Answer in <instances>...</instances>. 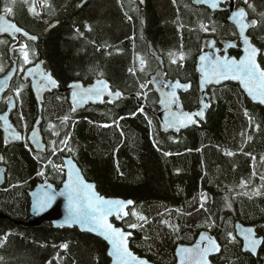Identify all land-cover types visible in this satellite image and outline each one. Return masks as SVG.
Wrapping results in <instances>:
<instances>
[{
  "label": "trees",
  "instance_id": "1",
  "mask_svg": "<svg viewBox=\"0 0 264 264\" xmlns=\"http://www.w3.org/2000/svg\"><path fill=\"white\" fill-rule=\"evenodd\" d=\"M81 2L0 0V13L11 8L7 16L38 37L37 44H26L30 62L25 67L41 54L62 88L70 81L88 85L104 78L113 91L132 96L75 110L66 95H46L41 112L45 154L31 152L25 142L5 147L0 133L6 167L0 213L9 218L0 219V264H55L57 254L65 264H109L104 242L87 233L47 223L35 228L12 223L26 220L27 192L42 178L60 186L63 174L54 165L63 156L74 159L101 195L133 201L118 225L132 233L130 249L137 255L173 264L176 245L192 244L209 230L221 246L212 262L264 264V108L252 104L236 84L226 83L209 89L204 122L165 134L157 122L155 93L142 92L158 68L148 51L151 45L167 79L190 83L181 102L184 109H195V64L202 40L237 38L227 13L200 10L190 0H86L79 7ZM236 3L257 22L249 36L264 67V0ZM52 22L56 26L44 34ZM7 49L3 39L0 76L9 69ZM10 89L5 97L19 92L12 123L25 133L37 117L36 103L28 84L14 79ZM235 221L254 227L262 237L256 257L241 252Z\"/></svg>",
  "mask_w": 264,
  "mask_h": 264
},
{
  "label": "water",
  "instance_id": "2",
  "mask_svg": "<svg viewBox=\"0 0 264 264\" xmlns=\"http://www.w3.org/2000/svg\"><path fill=\"white\" fill-rule=\"evenodd\" d=\"M86 0H83L85 2ZM212 2L216 3V7L212 8L210 4ZM227 2V5L225 6V10L227 11V20L228 22L234 27L237 39L235 40H220L217 44L216 41L213 38H204L201 42V49L202 52L199 54L196 60L195 64V71L198 75V91H199V97H198V105L193 110H186L183 108L181 103L180 95L186 93L190 90L191 85L190 83H184L179 80H170L165 77V72L163 69V63L161 58L156 54V51L154 48L149 45V53L151 56L154 57L156 62L158 63V69L155 71V73L150 77L149 81L151 83V86L154 90V93L157 98V122L158 126L160 128V131L162 133H173V134H179L181 131H184L190 127L199 126L200 123L205 121L207 111L210 108V95H209V89L211 87H217L226 83H234L236 84L241 92L244 94V96L255 105H259L262 108H264V104L259 103L258 101H254L244 90V88L240 85L239 81L235 80H224L220 79L219 82H217L215 79H206L205 74L210 70L211 62L214 61L217 58H233V59H240L244 56V47L246 46L243 43V38L240 36L239 33V27L236 20L240 19L236 16V13L239 10H244L245 17L244 22L249 23L252 21H255L254 25H250L246 28L244 35L249 39V42L251 46L257 48L255 44L251 41V38L248 34V32L255 27L256 20L248 18L247 11L244 6L239 5L236 6V0H207V2H201V0H193L192 4L195 6H203L208 8L212 12H217L222 8V4H225ZM0 16H3L5 20H7L9 23L14 24L16 27H18L13 21L9 20L5 14H1ZM56 26V22H52L45 30L44 33L48 32L50 29ZM20 32L16 33H9V32H3L0 33L1 35H7L8 37L14 39H20L21 37L26 41H31L33 43H37L38 38L34 35L29 34L22 28ZM30 37H35V39H30ZM21 44L18 43V45L12 46L10 48V54L13 58V66L11 69L2 77H0V100L2 95L6 92V90L9 87L10 81L15 75L16 72V58L12 56V51L14 48L19 47ZM258 49V48H257ZM239 51L240 54L236 56L230 55L231 51ZM259 50V49H258ZM259 54L260 51L257 54L256 60L257 63H259ZM205 56L207 57L206 60H201L200 57ZM44 60L39 55L38 60L36 63L30 67H27L22 74V80L24 82H29V88L31 91L32 96L34 97L37 109H38V116L33 123L31 129L27 132L25 136V140L28 143L29 147L32 149L35 153H44L46 151L45 144L43 142V137L40 130V124H41V109H42V103L44 100V95L47 92H50L51 90L58 88V81L52 76L50 71H46L44 66ZM40 73H44L47 76H50L53 80L56 81V85L53 87L51 85H47V81L44 79H41ZM98 81H103L104 84L107 85L106 88L103 87V85L98 84ZM179 83L181 87H176L175 85ZM167 84L169 87H164V85ZM47 85V86H46ZM75 85H79V88H76ZM184 85H187L188 87H183ZM89 88H96L101 89V94L99 96L92 94V95H80V93L85 92ZM59 92L65 93L68 92V102L71 104L74 109L76 110H82L85 107L89 105H102L105 100L110 101L112 103L119 101V99H128L129 95H124L120 91H112L110 88V83L105 80L104 78H99L94 80L89 85H83L80 81H74L69 83L65 89H59ZM77 93V96L73 97V93ZM119 93V96H116L115 94ZM174 93V97L173 94ZM133 97L137 98L136 95ZM174 100V102H173ZM14 99L11 98L8 102L7 109L4 113L0 114V131L3 135L4 144L6 146L18 144L21 143L23 140V136L21 133H19L16 128L12 125L9 119L10 112L14 109ZM203 111V116L197 115L198 112ZM190 114L192 119L191 121L188 120H182L181 122H177L175 125L171 124L170 121L173 119L174 116L182 117L183 114ZM33 132L36 133L35 139L32 138ZM18 137V138H17ZM0 163H2V155L0 154ZM62 164L64 167V175H63V181L59 187H56L50 182H43L38 183L36 186H34L30 191H28V200H29V206H28V215L24 222L21 221H12L14 225H21L24 227H39L44 223H47L51 225L54 229H77L81 233H87L93 237H96L104 242L106 245V256L109 260V264H113V257L109 255V251L111 248V245L109 242L104 238L103 235L97 232H93L88 230L87 225H85L83 228L79 224H68L67 218H68V201L66 196H61L59 193L64 191V184L67 182L68 179V173L71 171L74 174V177L76 174L79 175V177L87 184L93 185V191L99 195L100 197H103L105 199H111V200H121V201H131L130 199H122V198H111L101 195L95 187V184L93 182L88 181L84 175L82 174L80 168L78 167L77 163L74 161V159L71 156H65L62 158ZM5 185V167L3 165H0V189ZM49 192L50 194H55L56 198L52 201L50 206L46 207L43 211H37L34 209L33 205L36 202L37 198L43 193V192ZM131 204H127L124 207V212H126V215H122L120 219H117L116 215L113 214L112 216L108 217V222L113 225V227L118 228L122 230L124 233L127 234V246L129 251L137 258L138 261L142 262V264H156L148 259L141 257L134 253L130 249V239L132 238V233L129 231H125L122 229L120 224L123 220H125L128 217V210L133 207L134 203L131 201ZM0 219H6L8 220L5 215L0 213ZM115 221V223L113 221ZM234 235L235 237L240 241V250L243 254H249L252 257H256L259 248L262 245L263 239L262 237L258 236L254 227L242 224L238 221L234 222ZM248 229L253 230V236L254 238H257L261 240V244L258 245L255 249V251L252 250H245V234ZM205 237H211L216 244L219 246V251H213L209 253L206 257L208 264H217L212 262V258L216 257L221 252V246L217 239L212 235L210 232L202 231L200 232L194 242L192 244H178L174 249V263L173 264H179L180 262V256L177 254L178 249L180 248H193L198 243L200 244L201 248H203L207 244V240L201 241V236ZM57 264H64L63 259L61 256H58L56 259Z\"/></svg>",
  "mask_w": 264,
  "mask_h": 264
},
{
  "label": "snow or ice",
  "instance_id": "3",
  "mask_svg": "<svg viewBox=\"0 0 264 264\" xmlns=\"http://www.w3.org/2000/svg\"><path fill=\"white\" fill-rule=\"evenodd\" d=\"M201 2H207V0H201ZM212 8L216 7V3L210 4ZM33 11V9H29ZM6 13L11 12V8H5ZM244 10H239L236 16L240 19L236 20L239 27L240 36L243 38V43L246 45L243 49L244 56L240 59L233 58H217L211 62L210 70L205 74L206 79H215L219 82L220 79L224 80H235L239 81L240 85L244 88L247 94L254 100L261 104H264V67L257 63L256 57L259 50L251 46L249 39L244 35L245 30L250 25H254L255 21L245 23ZM21 29L16 27L14 24L9 23L3 16H0V33L9 32L16 33L20 32ZM35 39V37H30ZM2 42V41H0ZM24 61L29 63L28 53L24 52ZM200 59L206 60L207 57L201 56ZM23 71V69H21ZM41 79L47 81V85L55 86L56 81L50 76L44 73H40ZM98 84L107 87L103 81H98ZM46 85V86H47ZM181 87L179 83L175 85ZM79 88V85H75ZM164 87H169L165 84ZM183 87H188L184 85ZM99 96L101 89L89 88L80 95H92ZM19 95V92H17ZM119 96V93L115 94ZM174 97V93L172 94ZM77 96V93H73V97ZM174 102V100H173ZM197 115L203 116V111L197 113ZM192 117L190 114H183L182 117L174 116L170 121L171 124L175 125L177 122L182 120L191 121ZM36 133L33 132L32 138L35 139ZM18 138V137H17ZM63 143V142H62ZM55 151V149H54ZM230 154V153H229ZM93 185L85 183L78 174L75 175L73 172L68 173L67 182L64 184V191L59 193L61 196H66L68 201V224H79L83 228L87 225L88 230L97 232L104 236V238L111 245L109 255L113 257V264H142L137 258L129 251L127 246V234L122 230L113 227L108 222V217L113 214L116 215L117 219H120L122 215H126L124 207L127 204H131V201L111 200L100 197L93 191ZM55 194L49 192H43L34 203L33 207L37 211H43L46 207L50 206L53 200H55ZM135 215V213H133ZM143 219V217H141ZM136 225H130L135 227ZM231 236V234H229ZM245 250L255 251L256 247L261 244V240L254 238L253 230L248 229L245 234ZM207 240V244L201 248L198 243L193 248H180L177 254L180 256L179 264H208L206 259L207 255L213 251H219V246L211 237L201 236V241ZM66 247V245L64 246Z\"/></svg>",
  "mask_w": 264,
  "mask_h": 264
},
{
  "label": "flooded vegetation",
  "instance_id": "4",
  "mask_svg": "<svg viewBox=\"0 0 264 264\" xmlns=\"http://www.w3.org/2000/svg\"><path fill=\"white\" fill-rule=\"evenodd\" d=\"M134 1H136V0H134ZM192 1L193 0H190V4L192 5V6H194V7H196V8H199L200 10L201 9H206V10H208V11H210L208 8H206V7H203V6H195V5H193L192 4ZM83 3H85V2H83ZM82 2H81V4L79 5V7L83 4ZM227 5V2L225 3V4H222L221 6H222V8L223 9H221V10H219V11H217V12H226L227 13V11L225 10V6ZM236 6H239V5H237V3H236ZM243 6V5H242ZM210 12H212V11H210ZM216 12V11H215ZM227 16H228V14H227ZM46 29V28H45ZM44 29V30H45ZM253 29V28H252ZM44 30H43V33H44ZM27 32V31H26ZM29 33V32H28ZM30 34V33H29ZM44 34H46V33H44ZM3 39H5V40H7V45H8V49H7V51H8V64H9V69L5 72V74L11 69V67L13 66V61H12V57H11V54H10V48L12 47V46H15V45H18V43H20L21 45L18 47V48H14L13 49V51H12V56L13 57H15L16 58V72H15V75H14V77L12 78V80L10 81V84H9V87H8V89L6 90V92L2 95V97H1V100H0V108L1 109H3V110H0V114H2V113H4L5 111H6V109H7V106H8V102L10 101V99L11 98H13L14 99V109L10 112V115H9V119H10V122L12 123V120H11V116H12V114L15 112V111H17V109H18V104H17V101H16V98H17V92L15 91V90H13L12 91V93H13V95H10V96H6L5 97V95L6 94H9V92H10V86H11V83H12V81L14 80V79H18V81H21L22 83H24V84H28V88H29V82H24L23 80H22V74H23V71L25 70V65H27L26 63H24L22 60L20 61V59H21V57L20 56H23V54L22 55H16L17 54V50H20V49H23V48H27V43H28V41H26V40H24L22 37L20 38V39H17V38H14V39H12V38H10V37H8L7 35H1L0 36V41H2ZM21 62H23V64L21 63ZM25 67V68H24ZM45 68V67H44ZM21 69H23V71H21ZM45 70L46 71H50V70H47L46 68H45ZM51 72V71H50ZM51 74H52V72H51ZM52 76L56 79V77L52 74ZM57 80V79H56ZM58 81V80H57ZM58 83H59V81H58ZM68 84V83H67ZM67 84L65 85V87H61L60 86V83L58 84V88L57 89H54V90H51L50 92H47L45 95H44V99H45V96L46 95H49V94H52L53 92H55V93H58V94H61V95H66L67 96V93L68 92H65V93H62V92H59L58 90L59 89H65L66 88V86H67ZM29 90H30V88H29ZM30 93H31V91H30ZM32 95V94H31ZM33 97V96H32ZM33 99H34V97H33ZM34 101H35V99H34ZM43 102H44V100H43ZM35 103H36V101H35ZM43 104V103H42ZM36 107H37V104H36ZM18 124H19V122H17V126H18ZM12 125L14 126V124L12 123ZM15 127V126H14ZM16 128V127H15ZM31 128V127H30ZM16 130H17V128H16ZM30 130V129H29ZM28 130V131H29ZM18 131V130H17ZM27 131V132H28ZM20 132V131H19ZM27 132H20L21 134H23V136H25V134L27 133ZM0 133H1V131H0ZM1 135H2V133H1ZM2 141H3V144H4V140H3V135H2ZM23 142H25V141H23ZM23 142H21V143H23ZM20 143V144H21ZM4 146L5 147H7L5 144H4ZM10 146V145H9ZM29 150L31 151V149L29 148ZM32 152V151H31ZM1 154V153H0ZM2 155V154H1ZM0 165H3L4 166V164H3V157H2V163H0ZM5 167V166H4ZM5 172H6V167H5ZM5 184H6V180H5ZM4 187H5V185L0 189V191H2L3 189H4ZM28 193V192H27ZM28 196V195H27ZM29 201V200H28ZM29 206V205H28ZM58 255H60V254H57L56 255V257H55V264H57V262H56V258L58 257Z\"/></svg>",
  "mask_w": 264,
  "mask_h": 264
},
{
  "label": "rangeland",
  "instance_id": "5",
  "mask_svg": "<svg viewBox=\"0 0 264 264\" xmlns=\"http://www.w3.org/2000/svg\"><path fill=\"white\" fill-rule=\"evenodd\" d=\"M24 52H25V49H24Z\"/></svg>",
  "mask_w": 264,
  "mask_h": 264
},
{
  "label": "bare ground",
  "instance_id": "6",
  "mask_svg": "<svg viewBox=\"0 0 264 264\" xmlns=\"http://www.w3.org/2000/svg\"><path fill=\"white\" fill-rule=\"evenodd\" d=\"M26 31V30H25Z\"/></svg>",
  "mask_w": 264,
  "mask_h": 264
}]
</instances>
